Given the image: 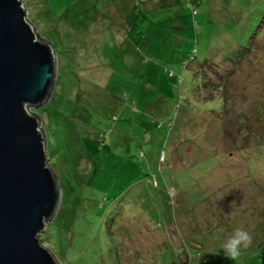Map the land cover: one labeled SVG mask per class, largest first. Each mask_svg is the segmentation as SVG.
<instances>
[{
    "label": "rangeland",
    "instance_id": "rangeland-1",
    "mask_svg": "<svg viewBox=\"0 0 264 264\" xmlns=\"http://www.w3.org/2000/svg\"><path fill=\"white\" fill-rule=\"evenodd\" d=\"M22 3L56 53L48 98L28 107L60 190L40 243L66 264L261 262L264 38L217 79L264 0ZM237 228L252 243L233 261Z\"/></svg>",
    "mask_w": 264,
    "mask_h": 264
},
{
    "label": "water",
    "instance_id": "water-1",
    "mask_svg": "<svg viewBox=\"0 0 264 264\" xmlns=\"http://www.w3.org/2000/svg\"><path fill=\"white\" fill-rule=\"evenodd\" d=\"M56 72L53 44L22 0H0V264H66L39 235L59 202L38 112Z\"/></svg>",
    "mask_w": 264,
    "mask_h": 264
},
{
    "label": "trees",
    "instance_id": "trees-1",
    "mask_svg": "<svg viewBox=\"0 0 264 264\" xmlns=\"http://www.w3.org/2000/svg\"><path fill=\"white\" fill-rule=\"evenodd\" d=\"M188 2H190V3H192V2H194V3H196L197 2V0H187ZM196 1V2H195ZM131 8L132 9H135L136 10V4H132L131 5ZM258 12H260L261 13V15H260V19H259V21H258V23H256V27L258 26V29L256 30V29H254L253 31H252V33H251V39L248 41V43L246 44V45H242V46H240V48H238L235 52H234V57H232L231 59H230V65L228 66V67H226V69L225 70H223V71H225V72H219V73H222V74H224V73H226L225 75H226V77H225V75H223L221 78H219V79H217V81H224V80H230V82H231V79H230V72L231 71H233L234 70V66H235V69H236V67H241V68H243V65H242V63H240V61H242L243 60V58H244V55H241L243 52L242 51H244V52H246V55H245V57H247V58H249V55L251 54V53H253V52H257L258 51V49H256V45H255V41L256 40H263V38H264V6L263 7H260L259 9H258ZM136 16H137V14H136ZM261 22V23H260ZM134 23V22H133ZM260 23V24H259ZM251 41V42H250ZM258 58V57H257ZM248 61V59H245V61H244V63H246ZM249 63V62H248ZM248 65V64H247ZM244 67H246V66H244ZM213 75H217V73H216V70H214V72H213ZM219 82V83H220ZM207 83L209 84V83H213V81H211L210 79H208V81H207ZM219 83H216V84H219ZM260 93H259V95L261 96V98L263 97V100H262V102H264V87H260ZM230 97H231V101H233V98H232V92H231V95H230ZM227 100V97H223V100ZM234 103H235V101H233ZM234 107L235 108H237L235 105H234ZM259 258H260V260H261V262H257V261H249V264H264V258H262L261 256H259ZM259 258H257V260H259Z\"/></svg>",
    "mask_w": 264,
    "mask_h": 264
},
{
    "label": "clouds",
    "instance_id": "clouds-1",
    "mask_svg": "<svg viewBox=\"0 0 264 264\" xmlns=\"http://www.w3.org/2000/svg\"><path fill=\"white\" fill-rule=\"evenodd\" d=\"M168 153L161 154V161L167 159ZM252 243L251 234L244 228H237L231 236L224 242L222 249L226 257L235 261L242 254V250L247 249Z\"/></svg>",
    "mask_w": 264,
    "mask_h": 264
}]
</instances>
